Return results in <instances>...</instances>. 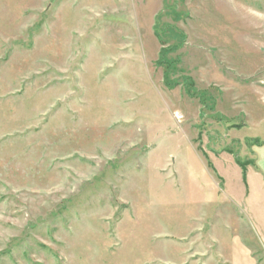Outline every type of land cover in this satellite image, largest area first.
Masks as SVG:
<instances>
[{
	"label": "rangeland",
	"instance_id": "rangeland-1",
	"mask_svg": "<svg viewBox=\"0 0 264 264\" xmlns=\"http://www.w3.org/2000/svg\"><path fill=\"white\" fill-rule=\"evenodd\" d=\"M252 138L264 0H0V264H227L194 179Z\"/></svg>",
	"mask_w": 264,
	"mask_h": 264
},
{
	"label": "crops",
	"instance_id": "crops-1",
	"mask_svg": "<svg viewBox=\"0 0 264 264\" xmlns=\"http://www.w3.org/2000/svg\"><path fill=\"white\" fill-rule=\"evenodd\" d=\"M236 125L229 126L230 132L241 128ZM232 139L239 144L237 139ZM262 145V141L259 145H249L251 150L245 156L247 164L244 168L235 161L238 153L229 148L210 150L206 161L208 167L202 170L204 175H200V180L194 179L197 189L205 192L207 204L215 203V200L219 202L220 206L215 207L213 215L235 218L237 233L245 235L234 234L235 242L230 250L221 247L227 264H264V161L260 162L256 154ZM243 221L251 225L252 232H245L247 228L241 227Z\"/></svg>",
	"mask_w": 264,
	"mask_h": 264
},
{
	"label": "trees",
	"instance_id": "trees-1",
	"mask_svg": "<svg viewBox=\"0 0 264 264\" xmlns=\"http://www.w3.org/2000/svg\"><path fill=\"white\" fill-rule=\"evenodd\" d=\"M183 39H185V36L183 35ZM183 41V40H182ZM162 56L163 55V51L162 52H160V54H159V56ZM159 60V59H158ZM160 62V60L158 61V64H160L161 65V63H159ZM187 83H186V94L187 95H189V96H191V97H197V98H199V100H200V103H201V105H205L206 106V102H207V98L209 97L208 95H206L207 93L205 92V91H199V90H197L196 88H195V86H194V82H192L193 80L192 79H189V77L187 78ZM163 83H165L166 84V86L168 87V88H170V89H172V88H174L176 85L174 84V85H169L168 83H167V79H165L164 78V82ZM209 98H211V97H209ZM209 100V99H208ZM211 101V100H210ZM214 104V100H213V102H212V105ZM211 109H212V107H211ZM240 125H236V127H239ZM245 142H246V144H248V145H259V144H261V141L259 140V139H256V138H252V139H247V140H245ZM235 161L237 162V164H239L240 165V167H242V168H244L245 167V165L247 164V162H241L239 159H238V157H235Z\"/></svg>",
	"mask_w": 264,
	"mask_h": 264
}]
</instances>
